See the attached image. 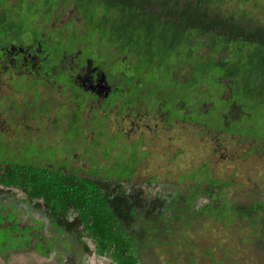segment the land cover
I'll return each mask as SVG.
<instances>
[{
    "label": "rangeland",
    "instance_id": "rangeland-1",
    "mask_svg": "<svg viewBox=\"0 0 264 264\" xmlns=\"http://www.w3.org/2000/svg\"><path fill=\"white\" fill-rule=\"evenodd\" d=\"M226 1L227 3L224 2L222 5L224 8L240 9L237 0ZM262 1L264 0H257V2ZM221 4L222 2L210 4L208 7L214 9L220 7ZM245 8H248L252 15L257 13L258 18L262 17L256 11L257 8L254 9V6L250 3ZM262 10L264 11V5ZM59 11H62L59 20L66 21L71 16H75L78 25H82L81 14L76 15L75 9L69 3L60 4L52 14L58 17ZM22 16L24 15L22 14ZM38 26H40L39 21L32 28ZM96 56L104 58L103 53ZM96 56L94 58L98 60ZM108 61L109 58L107 57L105 62ZM105 66L112 74L120 70H123L126 74L133 73L132 67H127L124 64L121 66L117 62H108ZM180 73L182 74V71ZM9 76L11 77L10 86L16 90L29 91L30 99L25 106H20L13 101L0 98V110H3L4 114L13 117L6 120L7 124L13 125V132L0 133V142L6 140L9 148V150L4 148L5 152L8 151L7 156L3 157L0 154V159L18 161L19 159L16 157L17 154L13 151V148L23 155L27 153L37 156L40 153L52 155L58 145L55 144L49 148L40 147L39 143L46 140L41 138V132H62L63 120L61 114H65L64 110L66 108L74 111L79 103L73 102V105L64 106L65 102H62L57 107H51V99L45 93L42 94V97H39L36 90L33 88L34 91L29 90L24 76H12L10 73ZM144 76L149 77L150 73L146 72ZM176 77L181 79L179 77L182 76L177 73ZM159 83L162 82L159 81ZM7 88L9 87L7 86ZM223 92L224 96L229 95L227 88ZM5 93L3 74L0 72V96ZM179 95L180 102H184L188 106L187 110L184 109V114L190 116L191 119L197 118L195 109L198 107V101L211 100L216 109H211V115L206 117V123L218 124L217 126H219L216 111L219 110L218 107L221 102L217 101L215 96L209 95L208 92L191 94L188 90H180ZM16 98L20 100L19 102L24 99L22 95H17ZM173 98L170 92H165L162 95L139 96L143 103L151 99L148 103L150 107L144 105L146 108L150 110L160 109L167 113L169 119L175 116L180 117L182 114V110H176L172 107ZM210 106L211 103L206 102L200 109L206 110ZM116 108H120V106H112L111 115L107 112L104 119H100L94 124L91 122V127L95 130H103L104 126H98L103 125L106 121L110 130L116 128L120 135L123 134L122 137L118 138L120 144L110 148L111 156H114L116 160L124 157L127 162L134 163V165L139 160L132 180L124 181L120 187L125 192L124 194L131 196V205L134 209L145 211L154 198L158 197L161 202L164 200L170 201L175 190L186 189L188 194H186L183 206L179 205L175 208L188 211L190 193L195 192L198 188L196 183L199 179H197L195 168L201 167L203 162L206 165L205 170L202 169L201 179L208 181L207 175L209 174V178H220L227 181L218 182L214 186L205 183L213 192H218L223 200H220V197L215 198L216 193L210 191L207 194L208 196H198L194 201L196 203H192L190 207L193 210L200 209L204 204L211 201L210 208L207 207L204 211H196V214L194 212H181L182 216L174 212V208L167 210L163 216L168 217V220L165 219L167 222L158 224L155 229L147 232L146 236L151 241L156 240L154 244L169 241L170 247L150 245L141 250L142 260L146 264H264L263 117L259 119L253 117L254 124L252 125L254 126L252 131H256L253 133L259 136L258 139H254L239 134H227L226 132L217 131L215 128L206 129L201 125L197 127L194 123L188 121H183L182 125L177 124L171 128L163 122L164 113L157 112L153 115L138 106L130 105L124 112L119 114ZM83 113L88 114L90 112L84 110ZM258 122L260 125H258ZM70 132H62L67 140H72L74 137V133ZM78 134L82 137L83 130H80ZM138 135L141 136L138 137ZM87 137L89 136L87 135ZM135 141L137 147L132 144ZM77 146H80L79 142ZM85 160L87 162L86 158ZM116 160L109 167L120 173L124 166L119 168L116 165ZM103 162V160H100L99 164L102 165ZM72 164L86 165L81 161L72 162ZM149 178L151 180H148ZM155 179H158V181H153ZM204 191L206 192V189ZM12 200L24 210L31 212L36 209L44 211L41 205H37L41 204L40 201L33 204V201H29L21 190L17 188L7 189L5 186L0 185V203L8 204ZM227 200L230 201L233 207L245 212L247 217L238 215V211L230 207ZM260 202L263 204L262 209L258 212L245 209ZM74 216L75 213H71L69 218ZM137 223H139V220L132 223L133 230L138 229ZM168 223L173 226L177 233H171L168 230ZM78 229L80 232L75 234L61 233L58 242L57 239H50L46 242V246H43H45V252L49 251L48 257L34 253V248H32L33 256L31 259L14 260L18 256L14 254L11 261H4L3 259L0 264H116L109 253L96 251L94 240L81 227H78ZM15 232L21 233L20 236L26 239L24 231L16 230ZM59 232L58 230L57 233L59 234ZM57 233L53 232L52 235L56 236ZM10 237L11 233H7L4 246L0 242L2 255H5L7 247L17 243L11 240L8 241ZM177 238L184 239L187 242L184 243ZM54 242H56V248L53 252L50 249H54ZM60 242L64 243L65 246L62 245L61 247ZM43 246L38 243L39 253L43 252ZM30 256L28 255V257ZM18 257L22 258L23 255Z\"/></svg>",
    "mask_w": 264,
    "mask_h": 264
},
{
    "label": "trees",
    "instance_id": "trees-1",
    "mask_svg": "<svg viewBox=\"0 0 264 264\" xmlns=\"http://www.w3.org/2000/svg\"><path fill=\"white\" fill-rule=\"evenodd\" d=\"M49 1L54 3L60 0ZM237 1L240 9L234 10L222 6L224 2L227 3L226 0H75L76 11L81 14L83 23L78 25L77 31H71V45L84 44L93 56L107 54L110 48L117 50V53H127L132 61L140 62L141 69L147 67L148 72L152 70L154 78L165 86L172 71L176 79L179 73L182 76L179 78H188V84L183 86L191 94L208 92L219 101L222 90L229 88V101L224 99L222 102L226 106L230 102L241 103L250 114L252 123L249 124L252 125L253 117H263L264 121V1ZM221 2L218 8L208 7ZM248 3L257 8L262 17L258 18L257 13L252 15L245 8ZM44 6V3L32 0L28 9L36 14ZM50 8L48 5L45 13ZM3 36L21 41L22 32L13 30L12 25L0 23V38H5ZM198 49L202 51L198 52ZM206 102L211 103L206 109L207 117L216 107L211 100ZM211 128L213 126L206 123V129ZM251 132L248 135L258 139V134L253 133L256 131ZM98 135L109 139L113 132L104 128L99 130ZM109 156L110 152L106 153V166L101 171L98 168L90 170L94 178L46 167L30 170L26 166L15 165L21 172V180H15L16 174L4 171L0 173V181L20 183L28 194V200L40 201L53 216L67 218L75 213L73 225L87 232L94 240L95 250L109 253L116 264H146L142 260V249L150 245L170 247L169 241L154 244L156 240L151 241L146 236L158 224L167 222L168 217H163L167 210L174 208V212L182 216L181 212L196 214V211L210 207L212 202L193 210L190 205L196 203L195 196H190L188 211L177 209L175 207L183 206L185 200V197H177L178 194L172 196L170 201L161 202L158 197L154 198L145 211L134 209L131 196L124 194L120 187L124 182L122 180H132L137 165L127 162L124 157L118 158L116 165L119 168L124 166L118 173L121 181L111 185L108 180L98 179L100 175L111 172L107 170ZM205 165L204 162L201 167L195 168L199 179L196 194L204 187L201 186V169ZM23 174L28 175L30 180H22ZM207 178L205 183L211 186L227 182L220 178H209V174ZM207 188L208 193L211 189ZM219 197L223 200L219 193L216 194L215 198ZM228 202L238 211V215L247 217L245 212ZM262 204L260 202L245 209L258 212ZM136 220H139L138 229L133 230L132 223H136ZM167 228L171 233H177L170 223Z\"/></svg>",
    "mask_w": 264,
    "mask_h": 264
},
{
    "label": "flooded vegetation",
    "instance_id": "flooded-vegetation-1",
    "mask_svg": "<svg viewBox=\"0 0 264 264\" xmlns=\"http://www.w3.org/2000/svg\"><path fill=\"white\" fill-rule=\"evenodd\" d=\"M35 1L41 4L44 3L45 6L40 8L36 14H33V10L30 12L28 9V5L32 0H0V23L12 25L13 30L22 32L21 41L5 36H3L5 38H0V72L3 74L4 89L6 90V93L0 98L13 101L20 106H25L30 99L29 91L16 90L10 86V73L12 76H24L29 90H36L39 97H42V94L45 93L51 99V107H57L62 102H65L64 106L78 102L79 104L74 111L66 108L64 110L66 115L61 114L63 120L61 131L66 133H71L70 131H72L74 137L72 140H67L62 132H41V138L46 140L39 143L40 147L49 148L55 144L58 145L54 149L53 154L40 153L37 156L27 153L23 155L13 148L19 160L13 162L5 158L0 159V173L8 171L17 175L15 180H21V172L15 166L19 165L26 166L30 170L46 167V169H57L67 174H79L80 176L94 178L93 175H90V170L94 171L98 168L101 171L106 166V153L110 152L109 165L116 160L114 156H111L110 148L118 146L120 144L118 138L123 136V134L120 135L116 128L110 130L106 121L98 127L104 126L107 130L113 132L109 139L99 137V130L91 127L98 120L104 119L108 111H110L109 115H111L112 106H120V108H116L119 114L124 112L130 105L138 106L153 115L157 112L164 113L163 122L171 128L177 124L182 125L183 121L192 122L197 127L201 125L206 128V110L202 111L200 109L202 105L206 104V101H198V107L195 109L197 118L191 119L190 116L188 117L184 114V109L187 110L188 106L184 102H180L179 91L188 90L183 86V84H188V78L176 79L173 77L172 71L171 77L168 79L169 82L165 86L154 78L153 74L155 73L152 70L149 72V77L144 76V73L148 72L147 67L141 69L139 61H132L127 53H117L114 48H110L107 54H104V58L96 56L98 60L95 59L92 52L85 47L86 45H77L76 43L75 46L71 45V31L74 29L77 31L78 29L76 17L71 16L70 19L61 21L59 18L62 15V11L58 12V17L52 14L60 4L69 3L75 9L76 15H78L75 8V0H60L54 3L49 0ZM48 5L51 8L48 13H45ZM22 14L24 16L21 17ZM72 19L73 21H71ZM38 21L40 26L32 28ZM60 38L62 39L60 40ZM59 40L60 43H58ZM198 52H200V49H198ZM107 57L110 63L117 62L121 66L124 64L127 67H132L133 73L126 74L123 70L114 74L110 73L105 68V64L108 63L105 62ZM224 89L221 92L222 99L219 100L221 105L218 107L219 110L216 111L219 126H217L218 124H213V128L227 134H239L253 138L248 135L253 127V125L249 124L252 123L250 114L237 101L230 102L226 106V103L222 101L224 99L229 101V95H227L228 97L224 96ZM227 89L230 90L229 88ZM203 90H205V85H203ZM165 92H170L175 98L172 99V107L176 110H182L180 117L175 116L169 119L166 112L160 109L150 110L144 106L150 107L148 103L151 99L144 103L139 99V96L162 95ZM17 95L24 97L22 102H19L20 100L16 98ZM84 110L90 113L84 114ZM4 115L6 114L3 113V110H0V133H12L13 125L7 124L6 120L13 117ZM80 130H83L82 137L78 134ZM78 142L80 143L79 147L77 146ZM136 143L135 141L132 144L137 147ZM4 148L9 150L6 140L0 142V154L6 157L8 151L5 152ZM100 160L104 161L102 165L99 164ZM77 161H81L86 165L72 164V162ZM137 163H139V160ZM109 169L111 170L110 173L104 174L105 176L100 175L98 179L108 180L111 185L119 183L118 181H121L119 178L120 174L108 167L107 170ZM202 169L205 170V167ZM22 178V180H30V177L26 174H23ZM148 180L151 179L149 178ZM153 181H158V179ZM113 182L115 183L113 184ZM0 185L5 186L7 189L17 188L21 190L28 199V194L23 190L24 187L20 183L6 184L0 181ZM201 186L204 187L199 190L198 194L190 193V196H195L194 201L200 195L208 196L205 179L202 180ZM204 189H206V192ZM180 191L183 190H175L173 197L179 194L177 197L184 198L188 194V192ZM210 192L218 194V192H213V190ZM29 201H33V204L37 202L35 200ZM37 205H41L44 211L37 209L32 212L24 210V208L18 207L14 200L8 204L0 203V242L3 246L6 244L7 233H11L8 241L17 242L15 245L6 248L5 255H2L0 251V262L3 259L4 261H11L14 254L23 255L22 258L17 256L14 260L31 259L33 256L32 248H34V253L48 257L49 251L45 252L46 242L50 241V239H57L58 242L61 233L70 235L80 232L73 225V218H69L70 214L67 218H59L51 215L42 204ZM62 220H67V222ZM16 230L24 231L26 239L20 236L21 233L15 232ZM58 230L60 231L59 234L57 233ZM53 232H56L57 235L53 236ZM38 243H41V246L45 245L42 253L38 252ZM55 243L53 245L54 249H50V251H55ZM62 245L65 246L64 243L60 242L61 247ZM28 255L31 256L28 257Z\"/></svg>",
    "mask_w": 264,
    "mask_h": 264
}]
</instances>
